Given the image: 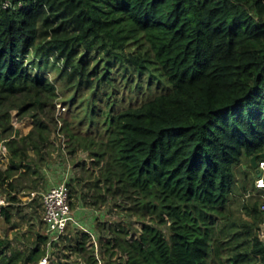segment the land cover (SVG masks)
Here are the masks:
<instances>
[{
	"label": "trees",
	"instance_id": "trees-1",
	"mask_svg": "<svg viewBox=\"0 0 264 264\" xmlns=\"http://www.w3.org/2000/svg\"><path fill=\"white\" fill-rule=\"evenodd\" d=\"M135 73L166 86L114 112L115 79L130 83ZM58 83L63 95L74 87L71 105L84 87L105 100L106 114L91 124L73 114L76 130L72 120L62 131L86 133L79 145L97 169L94 186L131 200L138 216L131 240L109 227L106 250L126 256L117 264H264L257 224L227 211L234 168L264 153V0H0V140L10 136L11 111L32 119L26 136L6 142L11 161L0 168V189H15L7 181L18 166L32 170L28 150L49 143L45 111L57 104ZM8 200L6 222L16 196ZM87 237L76 250L97 264ZM45 242L38 235L29 254L7 256L0 241V264H35Z\"/></svg>",
	"mask_w": 264,
	"mask_h": 264
},
{
	"label": "rangeland",
	"instance_id": "rangeland-1",
	"mask_svg": "<svg viewBox=\"0 0 264 264\" xmlns=\"http://www.w3.org/2000/svg\"><path fill=\"white\" fill-rule=\"evenodd\" d=\"M56 74L57 69L50 71L54 82L56 76L58 77ZM149 81L147 73L141 75L140 78L136 73L133 74L130 83L118 76L113 87L114 95L109 101L111 103L115 100L114 112L124 107L138 105L152 95L162 92L166 86L163 83H157L155 80ZM58 86L57 104L54 108H47L45 111L52 120L53 132L49 143L41 153L37 154L28 150L29 159L27 162H30L32 170L28 172L25 169L26 172L23 173V167L18 166L13 171L14 175L7 182L14 184L15 189L10 190L9 187L0 189V194L7 199L10 195L16 196V200L10 209V221L6 222L3 217H0V241L8 247L7 256L13 251L29 254L37 244V236L42 235L45 228L42 221V194L50 187L61 183L67 175V180L74 190L71 195L73 207L89 209L79 213L78 217L81 220L86 219L85 223L91 227L92 232L94 231L98 247H95L88 237L85 243L86 250L93 252L94 257L98 259L96 260L97 264H117L120 259L126 260V256H122L120 252L112 256L110 251L106 250L107 240L112 237L109 227L117 226L126 229L128 231L127 239L131 240L139 235L140 222L138 216L132 211L131 200L107 192L104 183H100L97 187L94 186L97 169L92 165L89 153L82 150L79 145L81 143L79 140L83 141L86 133L79 130L76 131V137L68 138L62 131L65 123L72 122L74 119L73 114H79L76 118L77 122L83 120L86 124L93 122L95 114H106L107 110L104 113L99 112L100 109L106 108L105 100L102 94L91 98V91L84 87L80 92L81 95L75 96L76 101L71 105L70 101L72 97L74 98V87L67 89L63 95L60 91L61 84L58 83ZM80 99L84 100L81 101ZM63 100L67 101V105L62 103ZM11 114L12 130L10 136L0 140L1 169L8 167L11 161L6 142L26 136L32 128V119L29 116L19 119L15 116L16 111H11ZM74 120V125L73 123L71 125L73 131L76 130L77 125ZM2 137L4 138L3 135ZM73 149H75L74 152H71ZM34 170L37 173H33ZM234 172L235 184L227 210L229 218L239 224L255 222L257 225L254 228V233L258 235L260 240L264 241V210L262 208L264 190L261 193L253 188V183L258 174L255 169L247 164L236 166ZM243 182L247 183L246 190L243 188ZM255 201L258 202L256 215L252 213V206ZM146 220L149 221L148 217ZM99 229H103V231L100 232ZM163 230L167 232V227L163 226ZM82 234V230L79 229L70 228L68 230L56 249L58 255L55 257L54 264L58 260L62 264H89L81 257L84 254L79 256L76 250L77 241L82 240ZM40 248V252H43L44 245L41 244ZM27 264L34 263L28 262Z\"/></svg>",
	"mask_w": 264,
	"mask_h": 264
},
{
	"label": "built area",
	"instance_id": "built-area-1",
	"mask_svg": "<svg viewBox=\"0 0 264 264\" xmlns=\"http://www.w3.org/2000/svg\"><path fill=\"white\" fill-rule=\"evenodd\" d=\"M3 6L6 8L9 6V3L6 1ZM258 169L262 174L260 177L256 178L254 185L256 190H264V159L258 162ZM67 179L68 177L65 175V178L61 183L50 187L45 193L42 194V221L45 227L42 235L46 237V242L43 244V255L35 264L55 263V257L58 255L56 253V249L70 228L82 230V232L87 234L92 240V243L95 245V247H98L94 231L92 232L91 227H88V225L85 223L86 219L81 220L78 217L79 213L89 209L71 206L73 200L71 198ZM9 205V200L0 194V208ZM262 208L264 210V205Z\"/></svg>",
	"mask_w": 264,
	"mask_h": 264
},
{
	"label": "water",
	"instance_id": "water-1",
	"mask_svg": "<svg viewBox=\"0 0 264 264\" xmlns=\"http://www.w3.org/2000/svg\"><path fill=\"white\" fill-rule=\"evenodd\" d=\"M261 158V159H264V153H261V154H256V155H253L251 158H250V165L253 169L256 170V173L258 174V176H260L259 174V170H258V159Z\"/></svg>",
	"mask_w": 264,
	"mask_h": 264
},
{
	"label": "clouds",
	"instance_id": "clouds-1",
	"mask_svg": "<svg viewBox=\"0 0 264 264\" xmlns=\"http://www.w3.org/2000/svg\"><path fill=\"white\" fill-rule=\"evenodd\" d=\"M257 168H258V167H257ZM258 170H259V169H258ZM259 174H260V176H261V174H262V173L260 172V170H259ZM263 174H264V172H263ZM260 176H258V177H260ZM258 177H257V178H258ZM263 177H264V175H263ZM255 180H256V179H255ZM68 183H69V182H68ZM254 186H255V185H254Z\"/></svg>",
	"mask_w": 264,
	"mask_h": 264
}]
</instances>
